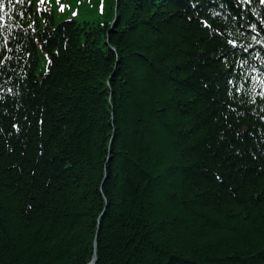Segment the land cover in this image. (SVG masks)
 I'll return each instance as SVG.
<instances>
[{"label": "trees", "instance_id": "trees-1", "mask_svg": "<svg viewBox=\"0 0 264 264\" xmlns=\"http://www.w3.org/2000/svg\"><path fill=\"white\" fill-rule=\"evenodd\" d=\"M3 3L0 264H264V5Z\"/></svg>", "mask_w": 264, "mask_h": 264}, {"label": "snow or ice", "instance_id": "snow-or-ice-1", "mask_svg": "<svg viewBox=\"0 0 264 264\" xmlns=\"http://www.w3.org/2000/svg\"><path fill=\"white\" fill-rule=\"evenodd\" d=\"M18 3H23V0H17ZM215 2H217L219 4V7L221 8H226V4H225V0H215ZM38 3H44V0H38ZM253 3V0H234V4L237 7H241L243 8L244 5H251ZM259 3L261 5H264V0H259ZM4 3L3 0H0V10H2L4 8ZM65 5L64 4H60L59 5V10L60 11H64L65 9ZM193 7H195V4H193ZM101 10H103V6L101 5ZM37 11H40V9H37ZM209 12L213 13L214 15H218V13L215 11V9H208ZM78 13L76 11L72 12V16H76ZM229 17L230 19L236 23V27L233 28V31L230 35H232L231 39H227L226 43L230 46V48L228 49V52L234 56H237L238 59H240V64L241 66L243 65H247L249 59H254L255 56H250L249 58H244L242 57L240 54L241 53H248L249 49L253 47L252 44H247V45H243V38L242 36H240V32H241V28L243 27V24L240 23L241 21H243L244 15L245 13L242 11L239 15V20L237 19V17L231 13V11L229 10ZM4 21V16L0 15V24H2V22ZM202 26L204 27H211L208 23L207 20L203 19L201 20ZM247 27L253 29V31H255L256 26L254 24L248 23ZM214 31L217 34H220V30L219 29H214ZM251 39L253 41H255L257 44H261L262 47H264V41L258 40L256 38L255 35L251 36ZM243 45V46H242ZM255 55H259V53H256ZM221 59L227 61V55H224L221 57ZM4 63L3 60H0V65H2ZM227 67V65H226ZM253 72H256L257 69L255 67L252 68ZM232 69L229 68V74L226 76V80L228 84H232L233 83V76L231 75ZM246 75V74H245ZM255 79L259 80V82L261 84H264V80H261L259 76L255 77ZM236 91H240L239 87H237L235 89ZM9 91H11V89H9ZM262 96H264V93H261Z\"/></svg>", "mask_w": 264, "mask_h": 264}, {"label": "rangeland", "instance_id": "rangeland-1", "mask_svg": "<svg viewBox=\"0 0 264 264\" xmlns=\"http://www.w3.org/2000/svg\"><path fill=\"white\" fill-rule=\"evenodd\" d=\"M82 0H44V3H38V0H32V2L35 5V10L38 13V16L40 17V19H42V11H48V12H52L55 13V19L56 21L60 22L66 19H70V18H76V19H86V20H90L91 19V15H83L81 14V11L79 8L76 7V4L79 3ZM64 4L66 7L64 9V11H60L59 10V5L60 4ZM102 4H99V10L100 6ZM37 9H40V11H37ZM76 11L79 14L76 16H72V12Z\"/></svg>", "mask_w": 264, "mask_h": 264}, {"label": "bare ground", "instance_id": "bare-ground-1", "mask_svg": "<svg viewBox=\"0 0 264 264\" xmlns=\"http://www.w3.org/2000/svg\"><path fill=\"white\" fill-rule=\"evenodd\" d=\"M36 14H38V13L36 12ZM73 17H74V16H73ZM72 19H73V18H72ZM83 23H85V22H83ZM87 23H88V24L90 23V25L93 26L94 21H89V22H87ZM251 43H254L255 46L257 45V43H256L255 41H253V40L251 41ZM44 67H46V66L44 65ZM256 72H260V69L257 68V71H256ZM257 76H259V75H257ZM259 77H260V76H259ZM260 79H264V74L261 75ZM94 256L96 257V254H94V255L92 256V259H93ZM96 261H97V258H96ZM90 262H91V261H90ZM90 262H89V263H90ZM89 263H88V264H89Z\"/></svg>", "mask_w": 264, "mask_h": 264}, {"label": "water", "instance_id": "water-1", "mask_svg": "<svg viewBox=\"0 0 264 264\" xmlns=\"http://www.w3.org/2000/svg\"><path fill=\"white\" fill-rule=\"evenodd\" d=\"M96 263V257L94 256L92 261L89 264H95Z\"/></svg>", "mask_w": 264, "mask_h": 264}]
</instances>
